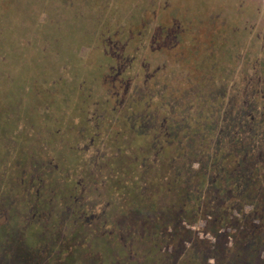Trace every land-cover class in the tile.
Here are the masks:
<instances>
[{
	"label": "rangeland",
	"instance_id": "obj_1",
	"mask_svg": "<svg viewBox=\"0 0 264 264\" xmlns=\"http://www.w3.org/2000/svg\"><path fill=\"white\" fill-rule=\"evenodd\" d=\"M65 192L99 264H264V0H0V264H91Z\"/></svg>",
	"mask_w": 264,
	"mask_h": 264
},
{
	"label": "trees",
	"instance_id": "obj_2",
	"mask_svg": "<svg viewBox=\"0 0 264 264\" xmlns=\"http://www.w3.org/2000/svg\"><path fill=\"white\" fill-rule=\"evenodd\" d=\"M136 162L137 160H133V165H135L133 168V172L132 174H142L143 171V167L139 168L136 166ZM120 171H124L120 170ZM37 179V178H36ZM21 180V179H20ZM23 181V180H22ZM86 182V181H85ZM84 183V182H83ZM85 184V183H84ZM73 191V190H72ZM86 193V192H84ZM62 198L65 199L62 201V220L65 223H70L71 221H76L77 220H81L79 222V232L78 233H83L85 234V238L84 241H82L81 243H79L77 245V249L81 248V249H85L86 252L88 253L87 255H83V259L87 262L91 261V264H99L101 263L100 260L103 259L102 257V253L103 252H97L95 253L91 248L90 245L93 242V240H99L98 237H101V231L99 229V227H101L102 222L105 221V219L109 218V214L107 213H103V208H104V204L102 202H98L96 201L95 198H88L90 196H83L82 193H73L72 197H70V194H68V192H65L62 194ZM70 199V201H68ZM72 204V205H71ZM29 213L31 214V217H36L38 215V210H35V208H33V206L29 209ZM170 216V211L168 212V214L165 217H169ZM182 216V213L177 212L176 213H171V217L170 219H176L179 220ZM160 217H162V215L160 213H156L154 212V218H149V225L151 226V229L157 228V220L161 219ZM116 220V218H115ZM129 221L132 222V224L129 227V230L127 231V236L130 237H134V235H136V237L141 240L140 242H137V246L138 247H142L143 245L147 244L149 245V249H153L154 245H155V240L157 239L158 236L160 235H156V233H152L150 229H146V225L142 220L139 219H134V220H130ZM147 223V224H148ZM176 223V222H175ZM178 223V222H177ZM64 224V223H63ZM106 226V225H105ZM62 226L60 225L59 231L58 233L62 234L63 230L61 228ZM136 227L139 228V230L136 229ZM84 231V232H83ZM68 239H66L65 237H63V241L59 242L53 234H51L49 236V240L48 242H52L54 245H56L58 247V251H59V255H60V251L64 250L65 244H69L68 248L73 249V247L75 248L76 245L73 244V242L69 241L68 243ZM87 242V243H86ZM85 243V244H83ZM117 248H125L124 244H117ZM43 252L41 253V256L39 257V259L37 261H35V264H39L41 261V257H44V263H47V257L49 256L47 255V253L50 251V249L47 246H43L42 247ZM58 255V254H56ZM51 257V256H50ZM72 257V256H71ZM71 257L68 256H64L63 257V261L65 263V260L70 259ZM106 261L107 258H105ZM56 261V260H55ZM60 260H57L55 262V264H64L62 263ZM99 262V263H98ZM103 262V261H102Z\"/></svg>",
	"mask_w": 264,
	"mask_h": 264
}]
</instances>
